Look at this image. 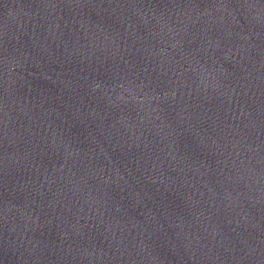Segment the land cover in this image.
Masks as SVG:
<instances>
[{
    "label": "water",
    "instance_id": "1",
    "mask_svg": "<svg viewBox=\"0 0 264 264\" xmlns=\"http://www.w3.org/2000/svg\"><path fill=\"white\" fill-rule=\"evenodd\" d=\"M0 264H264V0H0Z\"/></svg>",
    "mask_w": 264,
    "mask_h": 264
}]
</instances>
